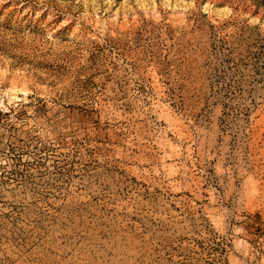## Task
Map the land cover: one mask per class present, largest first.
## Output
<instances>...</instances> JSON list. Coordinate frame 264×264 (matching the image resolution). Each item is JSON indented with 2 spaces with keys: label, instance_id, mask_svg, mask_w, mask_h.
<instances>
[{
  "label": "rangeland",
  "instance_id": "obj_1",
  "mask_svg": "<svg viewBox=\"0 0 264 264\" xmlns=\"http://www.w3.org/2000/svg\"><path fill=\"white\" fill-rule=\"evenodd\" d=\"M0 264H264V0H0Z\"/></svg>",
  "mask_w": 264,
  "mask_h": 264
}]
</instances>
